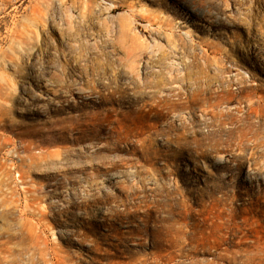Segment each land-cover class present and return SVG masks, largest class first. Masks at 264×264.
<instances>
[{
  "label": "rangeland",
  "instance_id": "374dc122",
  "mask_svg": "<svg viewBox=\"0 0 264 264\" xmlns=\"http://www.w3.org/2000/svg\"><path fill=\"white\" fill-rule=\"evenodd\" d=\"M189 1L0 0V264H264V0Z\"/></svg>",
  "mask_w": 264,
  "mask_h": 264
},
{
  "label": "bare ground",
  "instance_id": "6f19581e",
  "mask_svg": "<svg viewBox=\"0 0 264 264\" xmlns=\"http://www.w3.org/2000/svg\"><path fill=\"white\" fill-rule=\"evenodd\" d=\"M182 4L184 5V6H186V8L187 9H189V10H192V11H196V8L194 7V5L189 1V0H182ZM110 8V7H109ZM129 17H127L126 16V14L124 15V16H121V18H119V24H120V30L118 29V31H119V33H118V35H120V38L122 39L121 41H122V43H123V45H125L124 44V40H125V38H126V40H127V37L126 36H128L126 33H128L129 32V26H131L130 25V21H129V19H128ZM130 29H131V27H130ZM133 31V30H132ZM131 32V31H130ZM134 32H132L131 34H133ZM130 34V33H129ZM135 35L137 36V33L135 32V34H134V36H132L131 37V35H129L130 37H128V38H130V39H134V38H136L135 40H139V37L137 36V37H135ZM117 37H119V36H117ZM119 39V38H118ZM134 40V41H135ZM137 40V41H138ZM134 41L132 42V40H131V43L133 44L134 43ZM137 41H135V42H137ZM142 41V40H141ZM140 41V43H142ZM126 43V42H125ZM144 43V42H143ZM145 44H147V43H145ZM120 45V44H119ZM134 45V44H133ZM133 45H132V47H133ZM143 45V44H142ZM136 46V45H135ZM135 46H134V48H135ZM141 46V45H140ZM146 46V45H145ZM148 46V45H147ZM154 46V45H153ZM139 47V46H138ZM126 48V50H127V48H128V46L127 47H125ZM130 48V47H129ZM139 48H141V47H139ZM148 49V47H145L144 48V46L142 47V50L143 49ZM138 49V48H137ZM129 50V49H128ZM136 50V49H135ZM150 50V49H149ZM124 51V50H123ZM145 51V50H144ZM139 52H141L142 53V51H140L139 50ZM137 53V52H136ZM128 55L130 54V53H127ZM157 54V53H156ZM134 54L132 53V51H131V54H130V56L129 57H136V55H134ZM140 55V54H139ZM123 56V55H122ZM138 56V55H137ZM126 57H127V55H126ZM126 60V59H125ZM129 60H131L130 58H129ZM127 61V60H126ZM125 62V61H124ZM128 64V63H127ZM131 64V63H130ZM128 66V65H127ZM130 67V66H129ZM133 67H134V65H133ZM132 69V68H131Z\"/></svg>",
  "mask_w": 264,
  "mask_h": 264
}]
</instances>
